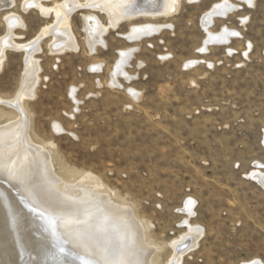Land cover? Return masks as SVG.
Wrapping results in <instances>:
<instances>
[{"label": "rangeland", "instance_id": "rangeland-1", "mask_svg": "<svg viewBox=\"0 0 264 264\" xmlns=\"http://www.w3.org/2000/svg\"><path fill=\"white\" fill-rule=\"evenodd\" d=\"M1 1L0 128L43 152L57 189L88 193L103 213L121 210L146 264H264V187L251 176L264 173V0H226L206 28L204 15L224 0H178L167 16L108 28L93 50L85 17L109 18L81 6L65 35L76 48L61 52L54 9L64 0ZM148 23L160 29L126 37ZM223 30L226 39L207 40ZM34 78L32 96L19 99ZM0 186V264H19L35 243L24 206Z\"/></svg>", "mask_w": 264, "mask_h": 264}, {"label": "bare ground", "instance_id": "bare-ground-1", "mask_svg": "<svg viewBox=\"0 0 264 264\" xmlns=\"http://www.w3.org/2000/svg\"><path fill=\"white\" fill-rule=\"evenodd\" d=\"M177 1L178 0H84V2H81L80 0H64L57 6V9H54V12L56 14L55 16L57 17V19L55 18V16L54 18L57 21V25L56 30H54L55 28L53 30L57 33H55V38L57 39L56 44L59 47H56L55 50L58 49L60 50L59 52H61V50L63 51V48L65 47H67V49L69 47H75V44H73L71 39V41L68 43L67 39L65 38V35L68 37V35L66 34L67 19L72 11L81 6L99 7L101 10H103V12L108 15L109 18V21L106 24H102L98 20V18L93 14H88L85 17L84 30L86 32L87 42L89 43L88 46L91 50H93L96 44H103L104 41L102 35L106 32L108 28H115L120 21L124 19L135 18L138 16H146L149 18L167 16L174 11L177 5ZM96 4H98V6ZM230 6V3L226 0L219 4H216L213 9L209 11V13L204 15L203 27H207V25L211 21L212 15L216 13L223 14L227 9L230 8ZM50 9L51 8H49V10ZM13 20L15 21L16 19ZM15 25L13 26L15 27ZM159 29L160 26L154 23L134 26L132 27L130 33L126 35V37H128L129 39H138L143 35H149L153 32L155 33ZM51 30V26L44 27L40 31L39 36H43ZM226 33L227 32L224 30L219 33H208L207 40H224L226 39ZM3 42H5V40H3ZM8 44L10 45V43ZM23 45L21 44L22 47ZM127 54L128 52H121L120 59L117 63L118 66H122L121 64L126 60L125 58ZM31 63L32 60L29 58V60H27L26 65L30 67ZM29 77L30 76H28V78ZM35 84L36 78L33 79V83L24 85L22 88V92L19 95V99H22L24 96L27 95L32 96V90ZM10 129L7 126L0 128V179H3L7 183L8 188L5 189L4 192L13 193L16 196V199H14L17 200V203L24 206L23 210L25 211H23V215L25 219L22 220H24V225L27 230H29L28 233L30 232L31 235V238L28 239L29 241L27 242L26 240V242L35 243V245L33 246H30V243L27 244L32 247L31 251H26L22 254H19V264H67L66 258L71 262V264L147 263V257H149L148 251L141 248L139 249L138 246L132 245V240L127 235H129V233L131 232L135 233L137 231L136 229H132L130 227V219L127 220V217L125 218L124 214L120 212L121 210H116L113 214H110L109 211H105L103 213V208L99 209L95 204L96 202L94 203L91 201V197L88 195V193L83 192V194L80 193L73 195L72 193H70V191L69 193L60 192L55 184L56 177L53 178L50 171L48 170V166H46L45 164V155H42L43 152L41 153V150L32 148L29 145V142L27 143L24 141V138L21 140L22 142H15L17 141V139L19 140L18 134L12 132L13 130ZM25 132H27V130ZM41 148L43 147L41 146ZM251 176L256 177L257 180L264 187V173L252 171ZM77 186L80 185L78 184ZM1 187L2 186H0V189ZM81 188L83 187L81 186ZM111 204L109 205L111 206ZM185 207L187 208L188 212H190L191 204H187V206ZM107 208H109V206ZM13 209L15 208H12V211H14ZM16 210L19 209L17 208ZM18 212L19 211L16 212L17 215ZM132 233L130 234L131 236ZM190 235L192 238H194V240H196V238L198 237V234ZM183 239L184 240H180L178 243H176V246L182 252L185 251V249L187 248L186 246L185 249H180L181 246L187 245V240L184 237ZM142 244L143 242L141 243V245ZM38 248H40V250L43 249L45 253H49L48 251L51 248V250L56 251V256L52 259H47L46 255L41 253ZM179 256L181 255L179 254ZM260 263L254 261L250 264ZM171 264H179V257L175 259V261Z\"/></svg>", "mask_w": 264, "mask_h": 264}, {"label": "water", "instance_id": "water-1", "mask_svg": "<svg viewBox=\"0 0 264 264\" xmlns=\"http://www.w3.org/2000/svg\"><path fill=\"white\" fill-rule=\"evenodd\" d=\"M186 246V245H185ZM185 246H181L180 249H183Z\"/></svg>", "mask_w": 264, "mask_h": 264}, {"label": "crops", "instance_id": "crops-1", "mask_svg": "<svg viewBox=\"0 0 264 264\" xmlns=\"http://www.w3.org/2000/svg\"><path fill=\"white\" fill-rule=\"evenodd\" d=\"M211 19H212V17H211Z\"/></svg>", "mask_w": 264, "mask_h": 264}]
</instances>
